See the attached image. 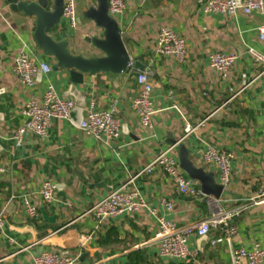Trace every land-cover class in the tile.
<instances>
[{"label": "crops", "instance_id": "0c3cea01", "mask_svg": "<svg viewBox=\"0 0 264 264\" xmlns=\"http://www.w3.org/2000/svg\"><path fill=\"white\" fill-rule=\"evenodd\" d=\"M207 1L130 0L124 13L113 17L130 68L84 76L82 82L74 83L67 70H54V60L37 49L35 19L13 12L7 0H0V165L6 171L0 174V212L6 208L0 264H33V258L42 252L69 256L75 264H231L227 244L216 230L203 243L196 236L188 239L189 251L197 252L196 260L189 263L160 258L153 241L159 230L156 216L185 226L206 218L213 207L233 210L264 190V84L257 79L259 62L247 53L252 48L264 55V35L258 32L264 13L205 14ZM74 2L75 27L64 18L62 24L68 38L79 39L80 47L88 49L81 37L91 34L93 24L83 13L95 0ZM162 27L185 39L188 55L184 63L155 53ZM21 52L51 68L48 74L36 75L32 88L21 86L13 72ZM217 52L238 56L227 73L209 65V56ZM142 70L153 74L155 114L149 129L140 125L131 109L141 91L136 78ZM49 85L60 98L74 104L71 86L85 92L83 118L92 99L97 111L114 107L121 122L119 139L105 145L86 136L70 116L51 120L46 140L27 134L18 145L14 134L28 121L23 114L25 104L32 97L41 102ZM201 122L196 131L185 135V126ZM178 143L185 146L193 165L213 172L219 184L217 167L205 164L203 154L208 146L233 153L230 181L219 200L205 196L197 180L199 195L183 196L171 179L156 173L142 176L126 188L137 189L156 216L144 210L99 224L85 214L160 152ZM176 146L172 156L178 162ZM45 181L57 185L56 201L51 204H45L39 193ZM163 200L172 204L170 212L161 206ZM26 201L37 209L36 218L27 216ZM236 227L234 247L246 251L264 248V206L247 209Z\"/></svg>", "mask_w": 264, "mask_h": 264}, {"label": "built area", "instance_id": "2783aa9c", "mask_svg": "<svg viewBox=\"0 0 264 264\" xmlns=\"http://www.w3.org/2000/svg\"><path fill=\"white\" fill-rule=\"evenodd\" d=\"M129 1L107 0L108 14L111 17L122 15ZM203 12L205 14H227L229 16L237 14L249 16L253 12L263 15L264 0H208L203 6ZM62 18L67 20L71 27H75L76 9L74 0H65ZM258 32L260 35H264V24L258 28ZM155 53L161 57L171 58L178 63H184L188 55L186 41L170 28L162 27L156 38ZM247 53L259 62L260 68L257 79L264 84V55L252 48H249ZM237 58L238 56L234 53L217 52L209 56V65L219 73H227ZM130 66L131 64L128 68ZM50 71L49 65L36 62L23 52L15 59L13 66V72L19 84L27 88H32L35 85V77L38 73L48 74ZM152 76L150 70H144L137 74L136 81L141 91L131 102V109L136 114L140 125L146 129L152 127V118L155 114L151 98L152 86L150 80ZM170 96L172 97L171 92ZM74 107L73 101L60 98L54 87L49 85L42 96L41 102H37L32 97L25 104L23 114L28 118V121L18 128L14 134L17 144L20 145L23 137L27 134L40 141L46 140L51 120H68ZM203 123L201 122L194 127L185 126V135L196 131ZM79 128L86 136L94 138L105 145H110L119 139L121 135V122L116 109L113 107L109 111H97L93 99L89 103L88 110ZM175 146L176 144L160 152L147 166L133 175L126 184L112 189L105 198L86 211L85 214L91 215L99 224L114 219L121 214H136L144 210L156 216V210L147 205L140 197L137 189L132 188V190L126 191V188L133 185L140 177L152 176L156 173H161L171 179L181 195H199L196 182L183 174L179 169L178 162L172 156ZM233 158V153L218 150L212 146H208L203 154L205 164L217 167L220 184L223 187L229 184ZM5 173V169L0 165V174ZM56 192L57 185L53 182L45 181L40 186L39 193L45 204L56 201ZM208 203L211 204V201L209 200ZM161 206L167 212L173 209L172 204L165 200L161 201ZM252 206H264V190L245 199L233 210H222L213 207L206 218L185 226H178L163 217L156 216L159 230L153 241L158 244L159 257L180 260L186 263L193 262L197 258V252L189 251L187 247L188 239L192 236L202 238L207 236L211 230H216L227 244L231 264H264V248L255 246L251 251H246L244 248H236L233 245V240L237 236L236 222ZM24 207L29 218L37 217L35 206L26 201ZM5 209L0 212V231L4 225ZM33 264H75V260L69 256L53 252H42L33 258Z\"/></svg>", "mask_w": 264, "mask_h": 264}, {"label": "water", "instance_id": "95a60500", "mask_svg": "<svg viewBox=\"0 0 264 264\" xmlns=\"http://www.w3.org/2000/svg\"><path fill=\"white\" fill-rule=\"evenodd\" d=\"M7 1L13 12L35 19L33 40L37 49L54 60V70H67L74 83L82 82L84 76L100 72L120 73L128 69L130 58L118 23L108 14L107 0H95V5L89 6L83 13V18L93 24V30H89L91 34L81 37L82 42L89 46L88 49L80 47L79 39H70L66 35V25L62 24L65 0H53L52 3L51 0ZM69 90V95L75 98L71 118L80 125L87 94L77 92L74 86ZM176 147L179 153V169L191 179L200 182V190L205 196L211 195L215 200H219L224 187L217 183L214 173L196 168L189 160L183 144L178 143ZM206 238L202 237L200 242L203 243Z\"/></svg>", "mask_w": 264, "mask_h": 264}]
</instances>
